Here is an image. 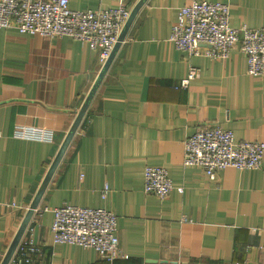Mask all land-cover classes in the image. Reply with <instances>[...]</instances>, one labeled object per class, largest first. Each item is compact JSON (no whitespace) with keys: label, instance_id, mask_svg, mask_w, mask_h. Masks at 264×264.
<instances>
[{"label":"crops","instance_id":"crops-1","mask_svg":"<svg viewBox=\"0 0 264 264\" xmlns=\"http://www.w3.org/2000/svg\"><path fill=\"white\" fill-rule=\"evenodd\" d=\"M192 1L146 0L135 16L21 240L38 246L37 264H264V159L214 179L184 164L186 138L215 122L236 139L264 141V73L247 71L239 44L216 59L189 56L170 39L179 8ZM212 1L230 4L235 27L264 26V0ZM138 2L69 5L132 10ZM191 65L200 76L176 88ZM102 68L88 41L0 27V264ZM18 126L51 130L54 142L17 136ZM147 165L168 169V196L145 192ZM65 202L118 215L113 261L53 240V209Z\"/></svg>","mask_w":264,"mask_h":264},{"label":"built area","instance_id":"built-area-1","mask_svg":"<svg viewBox=\"0 0 264 264\" xmlns=\"http://www.w3.org/2000/svg\"><path fill=\"white\" fill-rule=\"evenodd\" d=\"M131 14L126 4L117 7L79 10L69 0H0V27H14L21 32L57 37L70 35L88 41L99 51L101 63L110 57L124 24ZM170 39L189 56L229 57L234 46L247 57L250 74L264 73V26L247 24L235 27L230 22V4L212 0H193L179 8L171 27ZM200 76L191 65L188 74L175 85L187 88ZM46 130L34 126H18L15 134L43 139ZM185 165L202 166L214 179L220 170L260 168L264 159V141L236 139L233 130L218 122L199 129L185 140ZM144 190L164 198L174 188L167 168L147 165ZM179 192L182 186L177 187ZM53 240L94 247L113 261L119 251L118 215L103 207H88L65 202L53 209ZM38 246L30 242L27 249L19 243L9 264H37L32 258ZM229 264H241L233 262Z\"/></svg>","mask_w":264,"mask_h":264},{"label":"water","instance_id":"water-1","mask_svg":"<svg viewBox=\"0 0 264 264\" xmlns=\"http://www.w3.org/2000/svg\"><path fill=\"white\" fill-rule=\"evenodd\" d=\"M146 0H139V2L133 7V9L131 10V14L130 16L128 17V19L126 20L125 24H124V27L119 35V38H118V41L116 42L115 46H114V49L110 55V57L107 59V61L105 62L103 68H102V71L99 75V79L98 81L93 85L92 89L90 90L89 94L87 95V97L85 98L84 102H83V105L82 107L80 108L74 122L72 123L69 131L67 132L61 146L59 147L53 161L51 162L48 170H47V173L45 175V178L44 180L42 181V184L41 186L39 187L38 191L36 192L1 264H9L13 254L15 253L19 243L21 242L23 236H24V233L30 223V220H31V217L36 209V207L38 206L40 200H41V197L43 196V193L47 187V184L49 183L50 179L52 178L54 172L56 171L60 161L62 160L63 156L65 155L79 125H80V122L82 121L83 119V116L89 106V103L91 101V99L93 98L96 90H97V87L100 83V80L101 78L103 77L105 71L109 68L116 52H117V49L119 48V46L121 45L122 41L124 40L132 22L134 21V18L135 16L137 15L138 11L140 10V8L142 7V5L145 3Z\"/></svg>","mask_w":264,"mask_h":264},{"label":"clouds","instance_id":"clouds-1","mask_svg":"<svg viewBox=\"0 0 264 264\" xmlns=\"http://www.w3.org/2000/svg\"><path fill=\"white\" fill-rule=\"evenodd\" d=\"M25 139H28L29 141H31V142H39L40 141V137H33V136H31V135H29V136H25L24 137ZM43 141L45 142V143H53L54 142V132L53 131H51V130H48L46 133H45V135H44V137H43Z\"/></svg>","mask_w":264,"mask_h":264}]
</instances>
